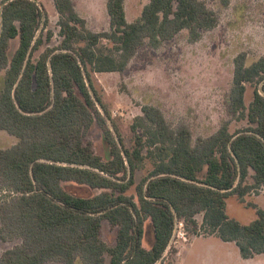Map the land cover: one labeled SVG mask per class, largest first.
Segmentation results:
<instances>
[{
  "label": "trees",
  "instance_id": "obj_1",
  "mask_svg": "<svg viewBox=\"0 0 264 264\" xmlns=\"http://www.w3.org/2000/svg\"><path fill=\"white\" fill-rule=\"evenodd\" d=\"M52 1L60 41L37 58L52 37L39 32L45 11L36 0L0 2V130L17 139L0 149V239L17 241L0 264H157L176 222L195 230L198 213L242 259L264 254V210L248 224L226 213L227 197L264 185V57L249 65L242 55L234 60L229 101L245 128L230 133L223 124L191 146L187 129L170 130L159 110L144 106L136 120L145 131L133 123L126 143L93 74L123 71L145 40L156 47L183 29L197 39L215 26L214 13L199 0H148L128 23L124 0H106L109 31L94 33L71 0ZM250 83L257 87L246 107ZM94 123L107 160L85 142ZM146 162L150 169L137 181ZM71 183L96 192L73 193ZM146 220L149 248L142 246ZM103 222L116 230L112 245L102 238Z\"/></svg>",
  "mask_w": 264,
  "mask_h": 264
},
{
  "label": "rangeland",
  "instance_id": "obj_2",
  "mask_svg": "<svg viewBox=\"0 0 264 264\" xmlns=\"http://www.w3.org/2000/svg\"><path fill=\"white\" fill-rule=\"evenodd\" d=\"M71 1L75 12L85 20L88 30L94 33L109 31L106 0ZM199 1L214 13L216 23L213 28L201 31L197 39H192L183 29L174 38L156 47L145 40L127 61L123 71L93 74L95 90L101 95L126 143L131 137L130 126L133 123L139 126L138 133L145 131L142 123L136 120V117L142 116L144 106L159 110L170 130L187 129L191 146L198 139L215 133L223 124H227L230 133L247 126L240 111H232L229 97L235 58L242 55L245 65H249L264 57V0ZM36 2L41 5L47 18L46 24L39 29L42 39L45 40L47 31L52 33V37L34 53L35 58L45 48L55 47L60 41L59 16L53 1ZM147 2L124 0L126 21L131 23L136 20ZM256 87L255 83L245 84L243 103L246 107ZM97 109L101 111L99 106ZM108 125L112 123L108 121ZM84 139L96 155L103 160L109 158L108 145L97 123L87 131ZM16 142L14 136L0 130V149L9 148ZM149 169L150 165L146 162L145 169L136 174V180ZM70 186L76 188L71 190L73 193L83 196L96 192L73 183ZM129 193H134L133 188ZM256 209L264 210V185L249 191L244 197L231 195L226 198L227 215L241 224L251 222L256 217ZM195 221V230L192 226L186 228L182 221L180 230L176 222L171 242L157 264H178V256L174 252L179 247L180 251L184 244L187 245L181 251L180 264H264V254L243 260L234 243L223 242L203 224V213H198ZM181 231L184 236L179 234ZM115 234L114 228L106 222L102 223L104 241L112 245ZM151 241L150 220H146L142 246L149 248ZM16 243V240L5 242L0 239V256Z\"/></svg>",
  "mask_w": 264,
  "mask_h": 264
},
{
  "label": "crops",
  "instance_id": "obj_3",
  "mask_svg": "<svg viewBox=\"0 0 264 264\" xmlns=\"http://www.w3.org/2000/svg\"><path fill=\"white\" fill-rule=\"evenodd\" d=\"M189 244V243H188ZM181 245H183V244H181ZM187 244H184L183 246H181L182 248L180 249V251H179V248H178V250H176V256H178V260H179V262H178V264H180V261H181V256H182V250L185 248V246H186ZM251 259V258H250ZM242 260V259H241ZM243 260H248V259H243ZM49 263V262H48Z\"/></svg>",
  "mask_w": 264,
  "mask_h": 264
},
{
  "label": "built area",
  "instance_id": "obj_4",
  "mask_svg": "<svg viewBox=\"0 0 264 264\" xmlns=\"http://www.w3.org/2000/svg\"><path fill=\"white\" fill-rule=\"evenodd\" d=\"M177 226L180 228V230H182L183 223H182L181 221H179V222H177ZM179 234H180L181 236H184V233H183L182 231L179 232ZM183 239H185V238L183 237Z\"/></svg>",
  "mask_w": 264,
  "mask_h": 264
}]
</instances>
